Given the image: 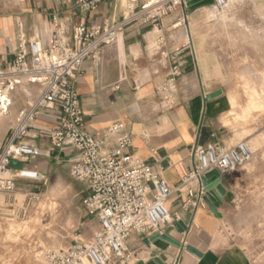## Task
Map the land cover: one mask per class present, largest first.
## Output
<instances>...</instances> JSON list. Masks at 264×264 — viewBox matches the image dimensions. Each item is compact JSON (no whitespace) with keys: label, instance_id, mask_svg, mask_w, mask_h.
Returning a JSON list of instances; mask_svg holds the SVG:
<instances>
[{"label":"crops","instance_id":"obj_1","mask_svg":"<svg viewBox=\"0 0 264 264\" xmlns=\"http://www.w3.org/2000/svg\"><path fill=\"white\" fill-rule=\"evenodd\" d=\"M150 1L102 0L98 10L90 14L69 5L66 0H19L14 9L1 5L0 69L9 68L13 63L20 33L27 41L47 42L54 30V15L58 17L65 38L72 41L74 28L80 22L111 20L121 23L138 12L131 21L125 22L117 41L105 47L102 64L95 67L86 61L76 81L87 129L97 132L113 123H123L133 137L132 153L153 166L174 191L166 206L177 220L173 225L164 226L163 233L182 243V247L169 244L165 251H156L144 243L145 236L133 233L126 245L128 257L125 262L147 264L159 258L165 264H251L235 248L225 245L218 235L225 219L221 204H216V208L222 218L217 217L205 201L197 209H186L188 194L176 190L194 166L196 148L210 143L230 147L239 140L238 128L225 124L229 102L234 98H227L221 89V96L207 99L219 90L208 84L211 76L208 63L228 61L227 56L235 53L224 50L225 44L219 40L218 33L214 39L209 36L207 30L214 23L189 22L188 19L198 14L213 18L220 8L224 20L233 5L235 13L247 12L249 1L226 0L223 7H201L193 13L181 6L168 17L146 20L145 16L152 8H143ZM152 1L155 6H162L174 0ZM261 13L262 22L256 24L242 17L237 28L264 29V6ZM259 24L263 28L256 26ZM214 25L218 30L220 23ZM255 53V49L248 48L241 54L250 58ZM176 67L180 73L178 82L173 76ZM24 84L26 87L36 85ZM20 85L24 86L23 83ZM17 86L0 87V107L4 102L7 107L0 108L5 110L0 119V152L22 113L29 110L27 88ZM41 91L40 87H34L35 101ZM21 94L24 95L22 98ZM30 124L28 135L18 143L36 147L39 154L23 158L16 168L26 169L30 167V159L36 158L53 163V166L70 167L76 152L72 149L54 151L51 145L58 112L42 109ZM34 169L46 173L39 167ZM238 172L239 169L228 175L222 185L229 184ZM187 246L194 247L203 256L189 252Z\"/></svg>","mask_w":264,"mask_h":264},{"label":"built area","instance_id":"obj_2","mask_svg":"<svg viewBox=\"0 0 264 264\" xmlns=\"http://www.w3.org/2000/svg\"><path fill=\"white\" fill-rule=\"evenodd\" d=\"M225 1L215 0V4L222 7ZM66 2L90 14L98 10L102 0ZM184 3L186 0H174L162 6L153 3L147 9L151 7V11L157 13L151 15L150 12L145 19L161 18ZM137 14L121 23L111 20L80 22L74 28L72 41L65 38L58 17L54 15L50 39L47 42L27 41L20 33L13 63L9 68L0 69V87H15L25 81L40 85L42 89L39 98L22 113L0 152V195L8 198L10 207L7 208L11 209V196L18 180L41 183L46 179L45 173L17 169L13 161L39 154L36 147L18 141L28 135L30 123L40 110L53 109L58 112V124L51 136L52 148L76 152L70 166L71 176L87 186L84 205L98 217V230L88 243L80 241L69 247L48 250L37 264H123L128 257L126 245L133 233L150 238L163 233L164 226L173 225L177 220L166 206L173 189L153 166L132 153L133 137L126 126L116 122L104 130L89 131L76 90L83 64L89 61L99 67L105 47L117 41L125 22ZM179 75L177 67L174 68L173 76ZM252 155L245 141L230 147L210 143L196 148L194 166L176 189L188 194L185 208L197 209L204 205L206 192L202 179L207 174L215 170L225 178L248 162ZM39 200L40 195L34 193L29 202ZM5 208L0 203V216Z\"/></svg>","mask_w":264,"mask_h":264},{"label":"rangeland","instance_id":"obj_3","mask_svg":"<svg viewBox=\"0 0 264 264\" xmlns=\"http://www.w3.org/2000/svg\"><path fill=\"white\" fill-rule=\"evenodd\" d=\"M248 1L249 8L243 14L235 13L233 5L228 10L227 19L221 18L222 10L219 8V13L213 18L208 14H198L188 21L219 22L218 30L214 24L209 25L207 33L213 39L218 33L219 40L225 44L224 50L235 53L227 56L228 61L208 63L211 66L208 67L211 74L208 84L212 89H222L227 98H234L229 102L225 124L238 128V142H247L253 155L232 176L230 183L223 185L220 201L225 219L218 235L225 245L241 253L245 261L264 264V29L237 28L242 17L256 24L262 22L264 0ZM18 2L0 0V6L14 9ZM153 3L151 0L143 9ZM179 8L181 5L162 15L161 19ZM155 13L153 11L151 15ZM4 15L8 16L1 14ZM248 48L256 51L250 58L241 54ZM175 80L178 82V77ZM24 83V86L16 88H27L30 107L35 102L34 87L39 88L40 85L26 87ZM29 163L26 171L35 172L34 168L39 167L46 172V179L41 183L18 180L21 185L17 182V189L11 196V209L7 208L10 207L8 198L0 195V203L6 207L0 216V264H37L46 251L69 247L80 241L86 244L98 230L97 215L91 214L84 205L87 187L71 176L69 166H53V163L40 158L30 159ZM34 193L40 195V200L29 202Z\"/></svg>","mask_w":264,"mask_h":264},{"label":"water","instance_id":"obj_4","mask_svg":"<svg viewBox=\"0 0 264 264\" xmlns=\"http://www.w3.org/2000/svg\"><path fill=\"white\" fill-rule=\"evenodd\" d=\"M214 4H215V0H186V3L183 4V7L187 8L189 12H192L201 6H208ZM222 94L223 91L219 89L208 95L207 99L210 101L221 96ZM13 165L16 166L17 162L13 161ZM224 179H226V177L221 178L220 174L215 170L207 174L206 177L202 179L203 187L206 192L204 201L209 205V207L212 209L215 215L220 218H222V214L218 212L216 208V204H221L220 196L222 195L223 192L222 183ZM178 231L181 233L180 228H178ZM144 243L147 245V247H150L151 249L156 251L157 250L165 251L169 244L175 245L177 247H182V243L176 241L166 233H158L150 238H145ZM186 249L198 257L203 256V254L194 247L187 246ZM123 264H127V263L123 262ZM137 264H145V263L143 261H139ZM147 264H165V263H163L159 258H155L151 262H148Z\"/></svg>","mask_w":264,"mask_h":264},{"label":"bare ground","instance_id":"obj_5","mask_svg":"<svg viewBox=\"0 0 264 264\" xmlns=\"http://www.w3.org/2000/svg\"><path fill=\"white\" fill-rule=\"evenodd\" d=\"M175 1L177 2L178 0H175ZM225 5H226V1H225V4H224L223 6H225ZM223 6H222V7H223ZM6 101L9 102L8 98L6 99ZM8 102H7V103H8ZM3 107L7 109V107H6V102H4L3 106L0 107V108L3 109ZM1 109H0V117L4 115V111H5V110L2 111Z\"/></svg>","mask_w":264,"mask_h":264}]
</instances>
